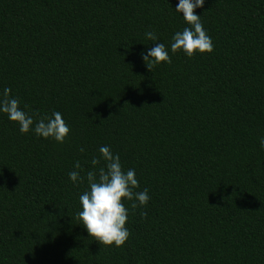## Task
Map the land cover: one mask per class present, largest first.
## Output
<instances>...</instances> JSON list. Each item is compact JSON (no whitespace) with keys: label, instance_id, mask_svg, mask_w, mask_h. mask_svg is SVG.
Wrapping results in <instances>:
<instances>
[{"label":"trees","instance_id":"1","mask_svg":"<svg viewBox=\"0 0 264 264\" xmlns=\"http://www.w3.org/2000/svg\"><path fill=\"white\" fill-rule=\"evenodd\" d=\"M177 4L0 0V93L71 130L61 144L0 113V264H264V0H205L214 51L191 58L171 52ZM157 42L172 62L150 71ZM101 146L150 196L125 201L119 248L76 218L88 186L69 172Z\"/></svg>","mask_w":264,"mask_h":264},{"label":"clouds","instance_id":"2","mask_svg":"<svg viewBox=\"0 0 264 264\" xmlns=\"http://www.w3.org/2000/svg\"><path fill=\"white\" fill-rule=\"evenodd\" d=\"M204 4L205 0H178L175 10L182 14L188 26L173 35L170 45L173 54L182 51L191 58L197 53L210 54L214 51L213 41L204 28L201 16L196 14V9L203 8ZM145 37L150 41L158 40L154 31L146 32ZM153 45L146 54L141 53L150 71L159 64L172 62L164 44L157 42ZM0 113L6 114L10 121L18 124L21 133L34 131L38 137L53 139L61 144L71 131L58 111L49 116L24 111L19 98L11 95L10 88H5L0 93ZM259 143L264 149V137L259 138ZM90 163L92 169L84 172L77 161L75 170L69 172L73 183L86 182L88 186L79 197L82 210L77 213L76 218L89 236L100 244L106 247H123L131 235L127 228L129 213L125 201H132L131 208L134 210L146 207L150 200L148 190L137 191L140 186L135 170L125 171L119 155L114 154L109 146H101L99 156H94ZM140 215L147 218L146 212L142 211Z\"/></svg>","mask_w":264,"mask_h":264}]
</instances>
